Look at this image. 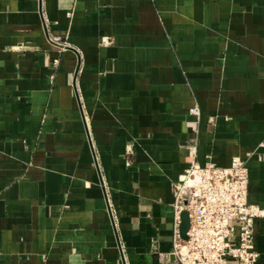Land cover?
<instances>
[{
  "label": "crops",
  "instance_id": "1",
  "mask_svg": "<svg viewBox=\"0 0 264 264\" xmlns=\"http://www.w3.org/2000/svg\"><path fill=\"white\" fill-rule=\"evenodd\" d=\"M246 154L264 208V0H0V264H176L181 174Z\"/></svg>",
  "mask_w": 264,
  "mask_h": 264
},
{
  "label": "built area",
  "instance_id": "2",
  "mask_svg": "<svg viewBox=\"0 0 264 264\" xmlns=\"http://www.w3.org/2000/svg\"><path fill=\"white\" fill-rule=\"evenodd\" d=\"M51 43L60 50L68 47L53 36ZM57 65V60L54 61ZM198 114L197 108L191 110ZM131 153V147H127ZM191 157L194 147L189 148ZM234 156L225 167L191 161L175 185L173 246L176 264H255L259 254L254 250L255 221L264 218V208L248 202L247 161ZM129 165V164H128ZM182 213L188 227L182 237Z\"/></svg>",
  "mask_w": 264,
  "mask_h": 264
},
{
  "label": "water",
  "instance_id": "3",
  "mask_svg": "<svg viewBox=\"0 0 264 264\" xmlns=\"http://www.w3.org/2000/svg\"><path fill=\"white\" fill-rule=\"evenodd\" d=\"M183 216H184V219H183L182 224H181V235H182V237H184V234H185L187 227H188L187 214L183 213Z\"/></svg>",
  "mask_w": 264,
  "mask_h": 264
}]
</instances>
